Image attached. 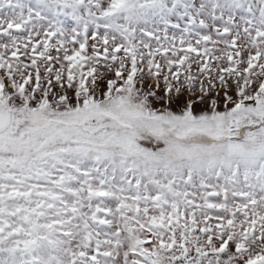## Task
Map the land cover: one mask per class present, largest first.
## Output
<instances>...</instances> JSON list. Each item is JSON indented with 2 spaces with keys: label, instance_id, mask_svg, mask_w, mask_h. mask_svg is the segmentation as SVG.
<instances>
[{
  "label": "snow or ice",
  "instance_id": "6c2138e0",
  "mask_svg": "<svg viewBox=\"0 0 264 264\" xmlns=\"http://www.w3.org/2000/svg\"><path fill=\"white\" fill-rule=\"evenodd\" d=\"M0 264H264V0H0Z\"/></svg>",
  "mask_w": 264,
  "mask_h": 264
},
{
  "label": "rangeland",
  "instance_id": "374dc122",
  "mask_svg": "<svg viewBox=\"0 0 264 264\" xmlns=\"http://www.w3.org/2000/svg\"><path fill=\"white\" fill-rule=\"evenodd\" d=\"M101 70L102 71H107L106 69H103V68ZM108 75L111 76V73L109 72Z\"/></svg>",
  "mask_w": 264,
  "mask_h": 264
}]
</instances>
